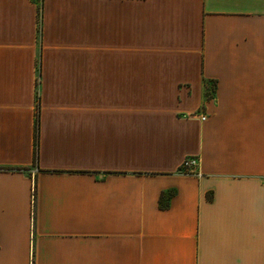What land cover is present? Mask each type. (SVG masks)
<instances>
[{
  "label": "crops",
  "instance_id": "0c3cea01",
  "mask_svg": "<svg viewBox=\"0 0 264 264\" xmlns=\"http://www.w3.org/2000/svg\"><path fill=\"white\" fill-rule=\"evenodd\" d=\"M0 264H264V0H0Z\"/></svg>",
  "mask_w": 264,
  "mask_h": 264
},
{
  "label": "built area",
  "instance_id": "2783aa9c",
  "mask_svg": "<svg viewBox=\"0 0 264 264\" xmlns=\"http://www.w3.org/2000/svg\"><path fill=\"white\" fill-rule=\"evenodd\" d=\"M203 119L206 118V116L202 117ZM198 163L199 160L196 157L193 156H188L185 158V160L183 161L182 165H181V170L185 173H196V174H200L199 170H198Z\"/></svg>",
  "mask_w": 264,
  "mask_h": 264
},
{
  "label": "trees",
  "instance_id": "16d2710c",
  "mask_svg": "<svg viewBox=\"0 0 264 264\" xmlns=\"http://www.w3.org/2000/svg\"><path fill=\"white\" fill-rule=\"evenodd\" d=\"M36 157L38 155V135L36 137V148H35ZM5 169H27V168H20V167H3Z\"/></svg>",
  "mask_w": 264,
  "mask_h": 264
}]
</instances>
